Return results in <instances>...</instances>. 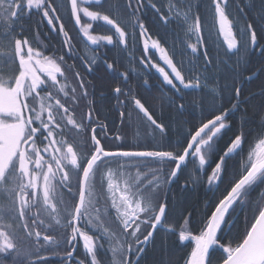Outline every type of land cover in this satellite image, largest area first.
<instances>
[{"label": "snow or ice", "instance_id": "6c2138e0", "mask_svg": "<svg viewBox=\"0 0 264 264\" xmlns=\"http://www.w3.org/2000/svg\"><path fill=\"white\" fill-rule=\"evenodd\" d=\"M247 7L248 0H208L207 5L199 0H123L120 6L111 0H0V264H21V257H34L30 264H47L50 257L61 264H142L158 227L175 234L179 243L187 242L191 251L184 264H213L217 250L223 254L220 264H264V103L259 130L245 131L241 121L214 166L210 163L220 151L218 141L233 127L230 116L246 114L244 105L254 96L264 98V80L258 92L245 93L248 82L264 77V0L256 26L247 19ZM146 8L162 24L175 23L194 42L181 40L177 52L178 33L171 43L167 37L163 43L153 38L142 16ZM33 13L61 38L63 54H45L38 31L37 46L24 35L21 21ZM73 22L77 31L70 35L65 25ZM97 22L111 34H96ZM138 38L145 53L138 58L141 71H121L101 55L109 45L128 51ZM218 38L226 45L222 54ZM206 41L217 49L212 56ZM150 50L158 53L160 63L147 55ZM256 52L261 63L250 68L249 57ZM76 58L87 74L103 64L114 80L122 81L123 86L112 89L120 123L131 124L135 113L146 134L158 132L161 143L166 125L134 94L130 73L143 77L155 70L157 91L161 97L165 89L177 93L169 105L181 113L185 106L176 101L183 100V90H207L210 99L201 98L207 115L187 131L183 143L113 147L123 137H110L108 125L95 114V85L76 69ZM133 60L130 56L129 64ZM143 83L149 82L144 78ZM128 104L131 111L121 110ZM236 157L242 160L230 173L228 161ZM190 163L197 173L191 176L193 184L201 171L209 190L227 181L217 202L206 205L213 210L195 232L191 213L178 228L168 221L165 191ZM238 210L244 228L235 237ZM81 241L83 258L75 255ZM41 250L49 255H40ZM160 264H171L167 252Z\"/></svg>", "mask_w": 264, "mask_h": 264}, {"label": "flooded vegetation", "instance_id": "af4514ba", "mask_svg": "<svg viewBox=\"0 0 264 264\" xmlns=\"http://www.w3.org/2000/svg\"><path fill=\"white\" fill-rule=\"evenodd\" d=\"M111 2L115 3L117 6H120L122 5L123 3V0H111ZM248 9H251L253 11H255L253 9V7H247ZM95 10V9H94ZM256 12V11H255ZM150 15V17H148ZM27 20L26 21H32L36 24V29L35 28H32V27H27L29 33H32L33 36L30 39V41H32L33 43V46H37L36 44V40L34 39L35 37V34H36V31L39 32V37H40V40L43 41L44 45L47 46L46 48V51H45V54H51L53 51H57V54H63V50H62V46H61V38L57 35L56 32H53L49 29V26L46 24V23H38L39 21V16H37L36 14H32L30 16H27ZM63 17H66L67 20H68V15L67 13L65 12L64 13V16ZM143 19H144V23L145 25L148 27L149 29V32L152 34L153 38H161L159 35L160 33V30H155V26H154V20L156 19L155 18V15H153L151 12L148 13V14H144L143 16ZM66 20V21H67ZM82 21H86V18L82 17ZM66 29H70V35H75L76 33V29L74 27V22L69 24V23H66L65 25ZM38 28V29H37ZM94 32L98 35H104V34H111L107 31L106 27L101 24L100 22H97V23H94ZM141 40V41H140ZM140 40H137V42L135 43L134 46H131L130 47V50H129V58L130 56L134 58L133 60V63L132 64H129V58L126 59V61L124 62H121L119 63L121 60L118 59V58H110L108 59L110 62L116 64L114 62V59L119 63L118 65H116L121 71H125L127 70L128 68L130 67H135L137 69V71H141L142 70V66L139 64V60L138 58L141 57V56H144L145 53L143 52V43H142V39L140 38ZM141 42V47L138 45L140 44ZM162 42V40H161ZM187 42H194V41H188ZM74 43L76 45V48H77V51L82 55L83 54V50H82V45L79 43L78 40L74 39ZM163 43V42H162ZM111 46H107L102 52H101V55L103 54V52L110 48ZM147 55L149 56H152L153 60L157 63H160L159 59H158V53H156L154 50H150ZM254 54H252L251 56H253ZM175 59V57H174ZM65 60L68 61V63H73V58H70L69 56L65 55ZM75 65H76V69L78 71L81 72V74L83 76H85L87 79L91 80L93 82V84L95 85V93H94V96H95V109H96V115L100 118V120L107 124L108 125V132H109V135L110 137H115L116 135H121L123 137V140L122 141H116L115 144L113 145V147H119L121 144H123L125 147H128V146H137L139 143H142V147L140 149H151V148H159V147H156L154 146V144H157V145H163L160 141H159V135L157 132L155 133H152L151 130L149 129L148 130V134H146L145 136H143L142 138L140 136H137L136 135V132H137V125L139 122H142L140 120V118L138 116H136L135 113H133V122H138L134 128L130 131H123V130H119L117 129V126L111 122H120V119H112V118H102L101 116V111H102V108H103V105L105 102H109V101H112L114 100L115 103H116V100H115V96H114V93L112 91H108V90H101L99 91L97 89V86L99 84V82L104 78L102 77V75L99 73V70L96 69V67L94 68V71L91 75L87 74L83 65L81 64L80 60L78 58L75 59ZM99 65V64H98ZM131 65V66H129ZM97 67H100V66H97ZM226 74L230 75V72H225ZM146 78L148 80V85H145L143 83V79ZM159 76L158 74L155 72V70H152V72L150 74H145L143 77H136L133 73H130V86L134 89V94L141 99V101H143L145 98H149V99H155L157 100L160 104L164 105V98H168L169 97H173V98H176L178 97V94L175 93L174 91L170 90V89H165L164 90V95L163 97H161V93L157 91V85H158V81H159ZM121 86H123V82L122 81H118ZM258 81L256 82H252V83H247L246 86H245V93L248 94V93H255V92H258V91H255L254 89V84L256 85ZM143 84L145 87H140V85ZM115 86L116 83L112 82V86ZM198 94V90H192V89H188V90H185V93L183 95V100H180L181 103L184 104V101L186 100H189L191 101L192 99L193 100H196V98H194V96ZM198 97V104H197V107L193 110V116L195 117L194 120L195 122H199V119L197 118L196 114L199 113L201 114V101H200V93L197 95ZM123 99V98H122ZM257 99V96H254L250 103L244 105L245 108H250L251 106V103H254V101H256ZM129 105V108H132V105L131 104H128ZM164 106H167V108L161 110V111H155L154 109L146 106L149 108L150 111L153 112V115L158 119V121L160 122H166L165 120V117H166V114H165V110L166 109H173V111L175 110V106H170L169 104L167 105H164ZM118 110V109H117ZM122 110V109H121ZM176 111V110H175ZM178 112V111H177ZM180 113V112H179ZM184 114V112H182ZM178 113H177V118H175V120L178 119ZM181 115V114H180ZM174 120V119H173ZM230 122H232L231 118H229ZM144 126L143 123H140ZM144 132V131H143ZM226 133V132H225ZM181 137V136H180ZM224 137H226V134H224L221 138V141L224 139ZM182 139V140H181ZM172 140L174 141V143H183V137H181L180 139H177V138H174L172 137ZM181 140V141H180ZM219 145V144H218ZM136 148V147H135ZM220 150V149H219ZM222 151L220 150L218 153H221ZM198 163V161H197ZM210 163L212 164V166H214V162H213V159H211ZM189 165H192L191 163ZM143 171V169H142ZM210 171V169H209ZM187 172L186 171H183L179 176L178 178L176 179L178 182L182 183L183 186H185V182L187 183H191L192 185H195V186H201L202 187H205L204 188V191L207 193V194H210L212 193V198L209 199L208 202L205 203V209H206V213H205V216L208 214V212H210L212 210V208L210 207H206V205H211L213 204L215 201H214V196L217 194L221 184L218 186V190L217 188L214 186L212 187L211 190H209V185H207L206 183V180H205V174H204V171H201V174H198V180L199 182L196 183V184H193L192 182V179H191V176L192 175H197V174H192L191 176H189L188 174H186ZM200 188V189H201ZM167 195V201L169 203V200H170V194L166 193ZM211 200V201H210ZM239 214H237V217H238ZM204 216V217H205ZM204 220V218H202ZM82 245V241L80 242V245H78L77 247V252L75 253V255H77L78 251L79 252H83V248L80 247ZM27 247V245H26ZM40 255H49L48 252H45L44 250H41V253ZM29 258V257H28ZM23 260H21V264H26L25 260L27 258H22ZM47 264H61V260L57 257H50V259L47 261Z\"/></svg>", "mask_w": 264, "mask_h": 264}, {"label": "trees", "instance_id": "16d2710c", "mask_svg": "<svg viewBox=\"0 0 264 264\" xmlns=\"http://www.w3.org/2000/svg\"><path fill=\"white\" fill-rule=\"evenodd\" d=\"M256 1L259 2L260 0H256ZM199 3H200V5H207L208 0H199ZM27 18L28 17L26 16L21 21L25 31L29 32L26 26L36 29V24L32 21H26ZM173 29L176 30L175 25H173ZM169 31H170V29H169ZM159 34H160L159 36L161 37L162 42H163V38H165V37L168 38L170 43L173 42L174 38H173V35L169 36V35H171L170 32L160 30ZM181 40H185L187 42L188 38L183 39L179 36V39L175 40L176 45H177V52H180L181 49L183 48V44H181ZM217 40H220V38H218ZM206 43L208 44V48H211L210 45L212 43L210 41H206ZM188 54H189L188 52L185 53V55L183 57L185 60H186V57ZM114 62L116 63V65H118L119 63H121L123 61L121 60L119 63H117V61L114 59ZM224 72H230V71L228 69H224ZM209 74H211V70H210ZM261 81L262 80H259L256 83V85L254 84L255 91L259 90V86L261 84ZM112 87L113 86H112L111 79L104 77L99 82L97 89L99 91L104 90V89L111 91ZM262 103H264V98L257 96V99L251 105V108H248L249 111L255 112V111L260 110ZM175 110L173 111V109H170V108L166 109L165 110V114H166L165 120L171 122L169 124H170V128L173 131H174L175 127L179 128L178 134L174 135V133L171 132L172 137L177 138V139H180L181 137H183V139H184L187 131L189 129H191L193 127V125L199 124V122H191L189 124H185L182 122V116L180 115V113L175 111ZM177 113L179 115H178V119L176 120L177 122H175V118H177ZM140 123H143V122L138 123L136 135L140 136L142 138L143 136L146 135V130H145V127ZM163 123L168 124V122H163ZM240 123L241 122H231V124L233 125L232 129L228 130L225 133L226 137H224V139L222 141H221V139L218 141V144H219L218 147L221 151L224 150V148L228 144L230 138L233 137V134L236 131V128L240 125ZM259 123L260 122H243V125L247 131L257 132L259 130ZM158 135H160V134L158 133ZM162 144L163 145L154 144V146L159 147V148H167L168 147V144H166L165 142H163ZM128 147L129 148H135L136 147L137 149H140L142 147V143H139L137 146L134 145V146H128ZM245 147L247 148V145ZM219 154L220 153H218L217 155L214 156L213 162H215L218 159ZM241 160H242V157H236V158L230 159L228 161V168H229L230 173L238 168ZM226 186H227V181H225L223 184H221L217 194L214 196L215 202H217L218 198L221 197V194L225 192ZM198 187H199V189L201 188V186H199V185H198ZM204 188L205 187H202L200 189V193L202 192L201 194L204 195V197H203L204 199H201V198L196 199L195 196H194V198L191 197L192 193H191L190 188L188 186H187L185 192L178 196L176 204H174L175 196L170 197V200L168 203L169 208H170V211L168 212V217L171 216L172 218H169L168 221L170 223H174L178 228L180 226V224L182 223V217L186 216L188 213H191V220H192V224L194 226L193 232H195V227L200 225V222L203 220L202 218H205L204 217L205 213H206L205 203L208 202L209 199L212 198V193L207 194L204 191ZM257 191H259V189H257ZM73 193H75V188H73ZM201 194H200V196H201ZM64 195H65V198H68L67 192H65ZM255 195H256V193L254 192L253 196H255ZM237 214H239L237 217V226L235 229H233V236H235V237H238L239 235H241L243 232V228H244V224H243L244 215L242 213H240V210H238ZM154 237H155L154 244L146 249V255L144 256L142 264H160V262L163 259H165V252H167V258L171 261V264H184V260L187 259V254L190 253V251H191V248L186 246L187 242H185L184 244L179 243L177 236L175 234L168 233L162 228L157 229ZM222 242H224V241L222 240ZM80 247H82V245ZM105 247H107V244L105 245ZM81 254H82V252L78 251L77 255H81ZM222 255L223 254L220 250L215 251L212 254L213 264H220V261L222 259ZM22 258H25V257H21L20 261L23 260ZM81 258H83L82 255H81ZM32 259H34V257L27 258L25 260L26 264H30Z\"/></svg>", "mask_w": 264, "mask_h": 264}, {"label": "bare ground", "instance_id": "6f19581e", "mask_svg": "<svg viewBox=\"0 0 264 264\" xmlns=\"http://www.w3.org/2000/svg\"><path fill=\"white\" fill-rule=\"evenodd\" d=\"M237 2L243 3L244 0H237ZM248 3L250 5V7H253V9L256 12L253 11V10H251V9L245 8V11L248 13L247 19L252 20L253 25L256 26L259 23L258 19H256V15H257V11H258V9L260 7V1L257 2L256 0H248ZM200 11H201V14L203 15V7H201ZM150 12L153 15H155V13L153 12V10L151 8H146L145 11L142 13V16H144V14H148ZM148 17H150V15ZM63 19L65 21L67 20L66 17H63ZM154 21H155L154 22L155 23L154 24L155 30L168 31L171 34L169 36H172L173 33L175 32V33H178V35L181 38L186 39V37H184V34L181 31V29L178 28L175 23H169L168 25H164V24H162L158 20V18H156ZM240 23H243V17L240 18ZM173 25H175L176 30L173 29ZM169 29H170V31H169ZM212 31H213V34H214L215 33V29H212ZM24 35L28 36L29 38H31L33 36L32 33H29V32H26V31H24ZM137 40H140V38H138ZM216 42L218 44H220L219 51L222 54L223 51H224V49L226 48V45L223 43L222 38H220V40H217ZM142 43H143V40H142ZM138 45L141 47V42ZM210 46H211V48H208V50H209V55L212 56L213 54L216 53L217 49L212 44ZM129 50H130V48L128 49V51H124V50H121V49H118V48H114V47L111 46L110 48L106 49L103 52L102 55H104L106 59L118 58V59H120V60H122V61L125 62L126 59L129 58V53H130ZM188 59H190V55L189 54L186 57V60H188ZM233 59H235V58L233 57ZM201 61H202V57H201ZM249 62H250L249 63V67L250 68H256V67H258L260 65V63H261V57L259 56V53L256 52V53H254L253 56H250L249 57ZM97 66H100V67H97ZM97 66H96V69L99 70V73L102 75V77H106L108 79H111V81L113 83L114 82L116 84L119 83L117 80H114L113 77L111 76V74H109L106 71V69H105V67H104L103 64H99ZM129 66H131V65H129ZM224 69H228V68L225 67ZM263 79H264V77H259V78L255 79L252 82H256V81L263 80ZM252 82H248V83H252ZM113 87H114V85H113ZM113 87L111 89H113ZM140 87H145V86L143 84H141ZM184 93H185V90H183L182 95H184ZM199 93H200V101H201V98H203L205 101H208L210 99V97L207 95V90H205V91H199L198 90V94ZM198 94H196L194 96V98H196V100H193L192 99L191 101H189V100L184 101V106H185L184 107V110H183L184 114L181 113V112H180V114L182 116V122L185 123V124H189L191 122H195V120H194L195 117L193 116V114H194L193 113V110L197 107V104L199 103L198 102V97H197ZM142 102L145 103V106H148V107L154 109L157 112V111H161V110L167 108V106H164V105L169 104V99L168 98H164V105L160 104L155 99H149V98H145ZM176 102L177 103H181V101L179 99H177ZM252 104L253 103H251V105ZM118 108H120V106L117 103H115L114 100L109 101V102H105L104 105H103L102 111H101L102 118L120 119L119 112L117 110ZM250 108H251V106H250ZM200 109H201V114H199V113L196 114V116L199 119V121H201V119L204 116L207 115V106L205 105V107L203 109L200 107ZM122 110L131 111L132 108H129V105H128L127 106V109H122ZM258 113H259V110L258 111H255V112H253V111L250 112L249 109H247L246 114L243 113V112H237V113H233L230 116V118H231L232 122H241V121H243V122H259ZM166 122H168V124H165V123L164 124L166 125L167 135L165 137L164 142L166 144H168V145H175L176 143H174V141L172 140L171 132L174 133V135L175 134H178L179 128L178 127H175L174 128V131H173L170 128V124H169L171 122H169V121H166ZM175 122H177V121L175 120ZM111 123L115 124L117 126V129H119V130L130 131V130H132L134 128V126L138 122H132L131 124H129L127 122H125L124 124H121L120 122H111ZM245 131H247V130L245 129ZM252 133H255V132H252ZM217 154H218V152L216 154H214L211 157V159H213L214 156L217 155ZM184 171H186L187 172L186 174H188L189 176H191L192 174H197L196 171H195V167L193 165H188V167L185 168ZM199 174H201V172ZM186 183L187 182H185L184 184H186ZM187 186L190 188V191L192 193L191 194V197L194 198V196H195L196 199H200V198L201 199H204L203 198L204 195L201 194L202 192L200 193V189H199L198 186L192 185L191 183L190 184L187 183ZM186 188L187 187L183 186L182 183H180L177 180H175L170 186H168V185L165 186V191H166V193L170 194V197L175 196L174 204H176L177 203L178 196L181 195L182 193H184L185 190H186ZM200 194H201V196H200ZM249 215H250V213H249ZM169 218H172V217L171 216L168 217V220H169Z\"/></svg>", "mask_w": 264, "mask_h": 264}, {"label": "water", "instance_id": "95a60500", "mask_svg": "<svg viewBox=\"0 0 264 264\" xmlns=\"http://www.w3.org/2000/svg\"><path fill=\"white\" fill-rule=\"evenodd\" d=\"M154 235H155V233H154Z\"/></svg>", "mask_w": 264, "mask_h": 264}]
</instances>
